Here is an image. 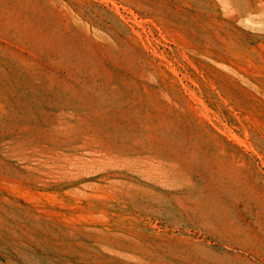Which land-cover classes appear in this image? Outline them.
I'll use <instances>...</instances> for the list:
<instances>
[{"label":"rangeland","instance_id":"374dc122","mask_svg":"<svg viewBox=\"0 0 264 264\" xmlns=\"http://www.w3.org/2000/svg\"><path fill=\"white\" fill-rule=\"evenodd\" d=\"M0 264H264V0H0Z\"/></svg>","mask_w":264,"mask_h":264},{"label":"bare ground","instance_id":"6f19581e","mask_svg":"<svg viewBox=\"0 0 264 264\" xmlns=\"http://www.w3.org/2000/svg\"><path fill=\"white\" fill-rule=\"evenodd\" d=\"M221 191V190H220Z\"/></svg>","mask_w":264,"mask_h":264}]
</instances>
